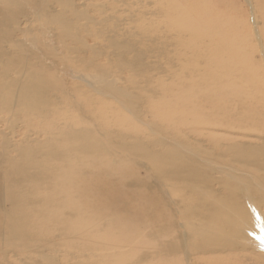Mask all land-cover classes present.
<instances>
[{
    "label": "rangeland",
    "instance_id": "1",
    "mask_svg": "<svg viewBox=\"0 0 264 264\" xmlns=\"http://www.w3.org/2000/svg\"><path fill=\"white\" fill-rule=\"evenodd\" d=\"M141 6L132 9L144 19L127 32L140 37L144 29L149 36L147 42L132 45L131 55L144 54L145 63L154 68L150 73L129 77L121 69L114 74L118 68L102 55L88 57L89 63L107 71L108 81L139 95V119L107 96V101L101 95L81 96L80 83L68 69L59 74L45 71L56 84L53 94L67 98L59 97L47 120L20 114L21 122L12 128L9 114H0L1 123L7 117V132L0 124V140L7 134L9 146L7 170L24 168L13 160L21 149L31 151L33 166L32 178L14 171L7 178L0 176V264H187L181 250L165 249L190 235L175 215V204L161 189L162 182L147 171L143 156L124 148L132 141L149 148L154 138H161L165 146L152 148V155L178 143L188 154L214 159L223 144L255 146L264 139V0H142ZM150 11H161L162 16L152 19ZM111 22L105 32L117 34L121 23L115 17ZM33 35L20 40L41 58L39 42H27ZM38 41L52 53L59 38ZM88 44L107 47L104 42ZM55 54L41 59L52 64ZM61 64L69 67L70 59L62 58ZM146 79L152 81L149 93L141 84ZM83 110L89 111L88 117ZM250 119L260 124L254 126ZM84 129L90 132L93 151L80 153L74 141H69V150L62 134ZM57 136L60 140L54 139ZM14 205L23 206L15 216L21 222L15 225V237L3 218V211L11 212ZM32 207L43 217L31 213ZM173 229L178 231L171 237ZM258 258L226 249L193 264H261Z\"/></svg>",
    "mask_w": 264,
    "mask_h": 264
},
{
    "label": "bare ground",
    "instance_id": "2",
    "mask_svg": "<svg viewBox=\"0 0 264 264\" xmlns=\"http://www.w3.org/2000/svg\"><path fill=\"white\" fill-rule=\"evenodd\" d=\"M96 1L99 2L98 5ZM141 2L142 0H0V114L3 116L9 114V121H11L9 125L13 128V125L20 123L22 120V118L19 120L20 114H33L38 118L48 119L47 113H51L52 108L58 106L59 100L65 96L62 93L61 95L53 94L56 84L49 81L46 74L49 70H55L59 74L63 69H68L80 83L77 84V92L80 91L81 96L92 94V96L101 95L104 98L107 96L111 103L117 104L135 119H139L140 117L137 116L139 95L108 81L105 75L107 71L94 61L92 63L88 61L102 55L107 63L109 61L111 65L118 68V72L112 71L114 74H118L122 69L128 72L129 77L150 73L154 69L145 63L144 54L131 55L133 44L147 42L149 39V36L143 32L144 29L141 28L140 37H135L136 34L131 33L133 29L128 28H134L138 22H141L138 19H144L139 11L137 14L140 17L137 18L135 9H132L136 6L144 8ZM122 5L127 6L126 9L120 8ZM88 8L93 9L91 14ZM116 12H125L128 15L120 17ZM150 12H152V19H159V16H162L161 11ZM114 17L121 23L120 31L117 34L111 31L105 32L111 29L110 25L113 23L111 20L114 21ZM28 33H35V36L30 38L33 42L30 40L27 42L31 46L39 42L37 44L41 45V58L42 55L50 56L56 53L54 62L50 61L56 65V68L50 63L47 64L43 60L44 56L41 59L38 52L28 49V46L25 47V43L20 39H25ZM49 36L59 38V42L54 47L55 51L52 53L38 41V38L42 41ZM88 42H104L107 47H104L106 45L99 47L97 44L91 48L93 44ZM64 57L66 60L70 59L69 67H62L61 59ZM59 66L62 67L60 70ZM115 78L118 77L115 75ZM141 84L148 93L152 91L150 79L143 80ZM138 86L136 85L137 89H139ZM107 99L105 98L106 101ZM88 112L84 111L87 117ZM60 113L57 111L55 116L59 118ZM249 121L254 126L257 123L260 124L256 120ZM2 123H4L3 133H5L7 117L3 118ZM2 123L0 121V124ZM22 126L24 127L25 124L22 123ZM151 131L152 128H150ZM89 135L90 132L86 129L79 132L68 130L62 134L68 140L66 144L69 145V150L71 149L69 141H74L78 143L80 153L93 151ZM54 139L60 140L59 136ZM154 139L150 142L149 148L140 141H132L130 148L124 149L130 151L135 157L143 156L147 161L145 163L147 171L151 172L155 180L162 182L161 189L165 190L169 200L172 201L170 204H175V215L183 223L181 227L185 231L188 228L190 235L186 240L184 239V242L183 240L180 243L169 242L165 249L170 253L181 250L187 264H193L201 256L218 254L226 249H231V252L254 254L260 258L261 264H264V139L255 146L239 143L223 144L227 150H224V146H220L217 157L214 159L188 154L178 143L170 145V150L152 155L150 153L152 148L165 146L161 138ZM7 147H9L7 134H3L0 140V150L4 153L0 154V176L7 178V175L14 171L16 175L18 173L23 174V177L32 178L31 151L17 150L16 156L13 157L14 163L22 164L24 168L7 170ZM16 147L17 144L14 148ZM178 148L180 150H177ZM121 149L123 150L122 145ZM162 165L166 167L161 168ZM14 167L15 164L12 168ZM3 189L7 192V185H4ZM6 196L12 197L10 193H6ZM18 208L23 206L14 205L11 212L3 211V218L9 222L10 234L12 233L13 236L18 233L15 225L17 223L19 227L21 225L19 219L15 220ZM31 213H40L43 217L41 211L37 212L33 207ZM221 218L225 220L221 221ZM177 231L176 229L170 231V236L176 235ZM48 262L53 264L51 261Z\"/></svg>",
    "mask_w": 264,
    "mask_h": 264
}]
</instances>
